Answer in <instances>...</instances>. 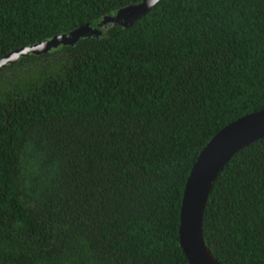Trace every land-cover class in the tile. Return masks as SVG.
<instances>
[{
    "label": "trees",
    "instance_id": "1",
    "mask_svg": "<svg viewBox=\"0 0 264 264\" xmlns=\"http://www.w3.org/2000/svg\"><path fill=\"white\" fill-rule=\"evenodd\" d=\"M144 0H0V60ZM0 70V264H189L181 209L193 166L264 109V0H161ZM220 264H264V138L213 184Z\"/></svg>",
    "mask_w": 264,
    "mask_h": 264
},
{
    "label": "water",
    "instance_id": "2",
    "mask_svg": "<svg viewBox=\"0 0 264 264\" xmlns=\"http://www.w3.org/2000/svg\"><path fill=\"white\" fill-rule=\"evenodd\" d=\"M161 0H144L106 17L99 28L114 24L130 27ZM90 25L55 36L31 47L14 51L0 60V70L30 54L41 55L61 45H76L82 38L99 37L102 31ZM264 138V109L246 115L221 130L201 152L186 184L179 229L180 246L189 264H220L208 250L203 235V219L213 184L231 158L243 148Z\"/></svg>",
    "mask_w": 264,
    "mask_h": 264
}]
</instances>
